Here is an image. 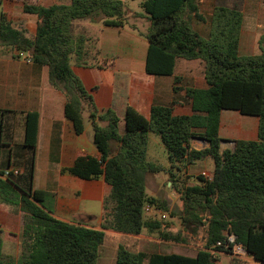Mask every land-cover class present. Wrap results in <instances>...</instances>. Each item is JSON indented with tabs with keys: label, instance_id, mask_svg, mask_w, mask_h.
Returning a JSON list of instances; mask_svg holds the SVG:
<instances>
[{
	"label": "trees",
	"instance_id": "obj_1",
	"mask_svg": "<svg viewBox=\"0 0 264 264\" xmlns=\"http://www.w3.org/2000/svg\"><path fill=\"white\" fill-rule=\"evenodd\" d=\"M244 0H215L209 37L197 32L193 20L205 21L198 0H143L142 14L150 26L146 69L150 74L173 75L178 58L200 59L205 66L206 89H190L193 114L174 116L171 107L154 106L150 118L129 107L125 132H119V117L113 110L98 114L92 96L71 64L94 66L100 54L95 37L81 32L77 24L87 21L110 27L127 24L126 5L121 0H71L49 7L26 5L25 11L39 18L36 35L27 39L0 16V43L28 54L33 63L48 67L49 83L63 93L65 116L77 134L84 131L83 112L93 124V141L101 154L77 158L67 171L83 179L103 176L109 185L104 201L101 230L87 222L66 223L55 219L46 206L47 193L33 188L32 163L10 180L0 178V197L23 213L22 250L18 259L3 253L0 264H97L105 230L141 234L158 232L160 238L183 241L164 231V222L145 217L146 204L158 206L178 217L185 231L206 228V244L195 257L178 254L130 252L119 247L117 264H230L219 263L210 250L228 251L218 242L236 237L248 253L264 263V34L261 54L241 56L239 43ZM138 15V13H137ZM83 31V30H82ZM178 80V77L175 79ZM224 110L259 118L258 139L238 140L233 149L221 150L220 116ZM105 122V126H100ZM38 114L26 121L28 148L36 146ZM209 142L207 148L190 150L195 131ZM157 133L168 151L170 182L181 195L182 209L171 210L165 200L146 191V175L167 171L147 160L149 133ZM111 143L116 144L112 154ZM212 158L210 180L200 176V185H187L184 170L189 163ZM184 178V179H183Z\"/></svg>",
	"mask_w": 264,
	"mask_h": 264
},
{
	"label": "crops",
	"instance_id": "obj_2",
	"mask_svg": "<svg viewBox=\"0 0 264 264\" xmlns=\"http://www.w3.org/2000/svg\"><path fill=\"white\" fill-rule=\"evenodd\" d=\"M121 1L126 5L130 24L123 27L102 26L87 21L77 24L81 32L96 38L100 50L97 64L94 66H81L74 62L71 64L72 71L81 79L85 89L92 96L97 113L100 115L107 110H113L119 117L118 128L121 134L125 132V114L129 107L147 119L150 118L154 106L171 107L174 116L192 115L189 90L208 88L204 76V63L200 59L178 58L173 75L148 73L146 63L149 42L144 34L150 23L142 12H129L128 2L134 0ZM70 3L71 0H0V16H3L12 28L19 30L25 38L33 39L39 18L36 14L26 12V5L49 7L54 4ZM198 3L205 21L195 19L193 27L201 35L209 37L215 0H198ZM242 13L241 35L244 30V12ZM197 24L205 25V30L203 31V25L198 27ZM260 39L255 46L258 51L246 56L261 54ZM240 44L241 38L239 54L245 56L240 52ZM19 52L10 46L0 44V171L12 168L19 170L21 175L32 163L33 188L48 194L45 201L47 211L55 219L75 224L87 222L91 216L94 219L89 222L90 227L101 230L104 201L109 195V185L103 176L83 179L67 171L79 157L101 158L93 141V124L89 112H83L84 131L77 134L72 122L65 116L66 97L62 92L53 89L49 83L48 67L33 63L28 59L27 53L22 52L19 55ZM30 113L38 114L34 149L28 148L25 144L26 121ZM99 125L105 126L106 123L100 122ZM258 132L257 116L243 115L234 110L222 111L219 126L221 150L223 144L227 145L224 148L231 149L230 145H235L238 140L255 141L258 139ZM201 133V130L195 131L189 142L190 150H201L209 146V142L200 136ZM116 146L111 143L112 154L116 153ZM148 153L147 149V160L157 164L148 158ZM213 172L212 158L196 160L186 166L185 182L187 185H200L201 174L206 173L212 177ZM160 174L162 175V172ZM164 180L163 178V182ZM166 186L169 188L171 182L169 181ZM164 214L166 219L168 214ZM22 225L23 213L19 206L7 204L0 197V232L4 241L19 238ZM163 228L165 232L175 235L176 227L170 223H165ZM144 231L134 235L105 230V239L99 248L97 264H109L113 261L117 263L119 247H124L130 252L148 254H178L188 257L197 255L198 251L194 255H185L178 250L168 251L164 247L167 240L157 238L158 232ZM210 251L217 262L233 264L235 257L230 252ZM252 259L261 263L253 257Z\"/></svg>",
	"mask_w": 264,
	"mask_h": 264
},
{
	"label": "rangeland",
	"instance_id": "obj_3",
	"mask_svg": "<svg viewBox=\"0 0 264 264\" xmlns=\"http://www.w3.org/2000/svg\"><path fill=\"white\" fill-rule=\"evenodd\" d=\"M142 0H134L128 2L129 12L139 11L142 12L139 3ZM205 10V8H204ZM242 12H244V30L241 35V49L240 52L242 55H251L258 51L256 46V42L258 39L262 37L264 34V0H244L242 5ZM127 24L129 20L127 19ZM193 23V22H192ZM198 27L203 24H197ZM205 25H203V31L205 30ZM202 31V29H200ZM1 44V43H0ZM231 149L234 148V144L230 145ZM227 145L223 144L222 150L226 149ZM148 158L150 160H154L157 162V165H160L166 168L167 171H163L162 175L160 173L153 174L150 173L147 175L146 179V189L147 194L151 197L157 198L159 200H165L171 210H181L182 209V200L181 195L178 192L177 188H173L170 186L169 188L166 186L170 181V175L168 173L169 169V159H168V151L164 144L161 141L160 136L155 132L149 133V144H148ZM151 157V158H150ZM163 173H167L163 174ZM159 174L161 176H159ZM158 175V176H157ZM166 175V178H165ZM185 177V175H184ZM163 178L165 179L163 182ZM184 179V178H183ZM188 182V179H187ZM167 218L162 219L164 223H170L171 225L176 227L175 235H180L183 241L174 242V241H165L167 245H165V249L168 251L178 250L180 253L185 255H194L197 251L202 250L206 244V228L199 227L194 233H189L185 231L181 225L180 220L177 218H173L167 213ZM149 215H145L148 217ZM156 219L160 220L161 216H155ZM146 234V231L143 232ZM150 234V233H149ZM0 236L3 241V253L7 256H10L14 259H18L21 255L22 250V237L16 239H11L9 242L4 241L3 236ZM158 236V234L156 235ZM110 239H108L107 243H109ZM122 242V241H120ZM109 255V251L107 252ZM233 264H263L254 262L251 256H247L245 259H235L232 262ZM109 264H117L115 261Z\"/></svg>",
	"mask_w": 264,
	"mask_h": 264
},
{
	"label": "built area",
	"instance_id": "obj_4",
	"mask_svg": "<svg viewBox=\"0 0 264 264\" xmlns=\"http://www.w3.org/2000/svg\"><path fill=\"white\" fill-rule=\"evenodd\" d=\"M18 54L21 55L22 52L21 53L19 52ZM28 59L32 61L30 58ZM19 175H20V171L17 169L10 168V169H4L0 171V177L5 178V179H10L11 177H16ZM201 176H203L205 179H208V180L212 178L206 173H202ZM144 211L147 214H156L158 216H161L162 219L165 218V214L156 205L146 204ZM217 246H224L237 259L242 260V259H245L247 256H251V254L248 253L246 247L242 243L236 242V237L233 235H228L227 242L225 243L218 242Z\"/></svg>",
	"mask_w": 264,
	"mask_h": 264
},
{
	"label": "water",
	"instance_id": "obj_5",
	"mask_svg": "<svg viewBox=\"0 0 264 264\" xmlns=\"http://www.w3.org/2000/svg\"><path fill=\"white\" fill-rule=\"evenodd\" d=\"M261 263H263V262H261Z\"/></svg>",
	"mask_w": 264,
	"mask_h": 264
}]
</instances>
